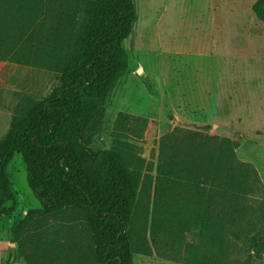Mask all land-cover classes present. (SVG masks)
Listing matches in <instances>:
<instances>
[{"label":"trees","instance_id":"16d2710c","mask_svg":"<svg viewBox=\"0 0 264 264\" xmlns=\"http://www.w3.org/2000/svg\"><path fill=\"white\" fill-rule=\"evenodd\" d=\"M252 10L264 25V0ZM135 20L132 0H0V60L58 77L44 99L17 106L0 140V217L15 209L7 168L21 154L42 213L74 210L89 247L40 238L29 264H132L141 215L153 228L191 237L187 264H223V250L237 242L260 257L264 183L238 159L237 142L175 127L160 137L154 164L129 141L144 119L119 112L111 148L91 147L107 95L129 70L122 42Z\"/></svg>","mask_w":264,"mask_h":264},{"label":"rangeland","instance_id":"374dc122","mask_svg":"<svg viewBox=\"0 0 264 264\" xmlns=\"http://www.w3.org/2000/svg\"><path fill=\"white\" fill-rule=\"evenodd\" d=\"M256 1L132 0L136 20L122 42L129 70L107 95L91 147L111 148L115 119L126 112L145 121L129 141L146 160L156 164L160 137L179 127L237 142L238 159L253 164L264 183V25L252 10ZM57 84L52 71L0 60V140L25 98L41 101ZM7 174L15 209L0 217V264H29L40 238L89 250L85 221L74 210L42 213L21 154ZM141 216L133 228L132 264H187L191 237L153 228L149 216ZM262 228L256 232L264 236ZM242 246L226 247L223 264H264V253L258 257Z\"/></svg>","mask_w":264,"mask_h":264}]
</instances>
